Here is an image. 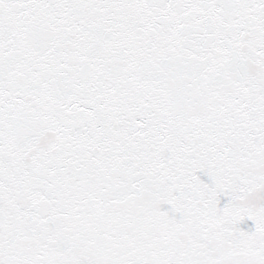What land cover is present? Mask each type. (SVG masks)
Listing matches in <instances>:
<instances>
[{"label": "snow or ice", "instance_id": "obj_1", "mask_svg": "<svg viewBox=\"0 0 264 264\" xmlns=\"http://www.w3.org/2000/svg\"><path fill=\"white\" fill-rule=\"evenodd\" d=\"M0 264H264V0H0Z\"/></svg>", "mask_w": 264, "mask_h": 264}]
</instances>
